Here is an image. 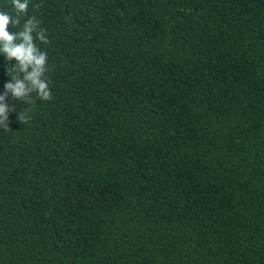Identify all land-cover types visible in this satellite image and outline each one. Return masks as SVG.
<instances>
[{
    "label": "trees",
    "instance_id": "16d2710c",
    "mask_svg": "<svg viewBox=\"0 0 264 264\" xmlns=\"http://www.w3.org/2000/svg\"><path fill=\"white\" fill-rule=\"evenodd\" d=\"M32 16L53 98L33 94L24 124L7 97L0 264H264V0H29ZM14 64L0 54V93Z\"/></svg>",
    "mask_w": 264,
    "mask_h": 264
},
{
    "label": "clouds",
    "instance_id": "9594fccd",
    "mask_svg": "<svg viewBox=\"0 0 264 264\" xmlns=\"http://www.w3.org/2000/svg\"><path fill=\"white\" fill-rule=\"evenodd\" d=\"M28 7L29 0H10L11 11L0 10V54L7 61L15 60L10 70L7 69L11 79L0 93V129L3 130L9 129V113L15 110V105L7 103L9 95L30 106L17 114V119L24 124L31 119L35 98L42 101L53 98L46 75L49 70L47 52L36 43L37 40L50 43L47 30L41 27L35 16L29 17L21 27V16L27 15ZM35 7L39 8V5ZM17 28L18 31L12 30Z\"/></svg>",
    "mask_w": 264,
    "mask_h": 264
}]
</instances>
